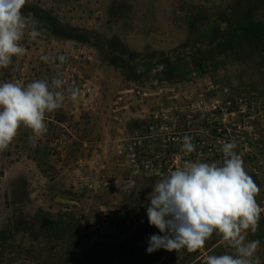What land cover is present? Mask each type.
<instances>
[{"label": "rangeland", "instance_id": "1", "mask_svg": "<svg viewBox=\"0 0 264 264\" xmlns=\"http://www.w3.org/2000/svg\"><path fill=\"white\" fill-rule=\"evenodd\" d=\"M22 13L41 35H25L27 54L0 83L58 77L81 96L46 114L35 146L21 127L0 152V264H205L232 253L214 233L196 252L149 254V237L163 234L147 198L161 173L222 162V147L207 150L222 136L264 208V0H28ZM57 55L67 62L40 58ZM246 239L260 241L264 264V213Z\"/></svg>", "mask_w": 264, "mask_h": 264}, {"label": "clouds", "instance_id": "2", "mask_svg": "<svg viewBox=\"0 0 264 264\" xmlns=\"http://www.w3.org/2000/svg\"><path fill=\"white\" fill-rule=\"evenodd\" d=\"M28 0H0V69L8 68L13 57L21 58L27 49L21 41L27 34L35 40L41 35L37 22L25 17L22 9ZM45 62H67V55L41 56ZM64 79H36L0 83V152L9 148L21 127L29 129L33 146L48 132L46 114L60 109L66 101L76 103L81 90ZM193 137L182 138V151H196ZM222 144L223 160L187 161L160 179L148 194V222L163 235L149 237L146 251L159 249L189 253L204 247L215 233L232 253L208 255L205 264H261L256 255L259 240H247L259 227L261 213L256 200L261 189L248 174L244 160L234 149L235 142ZM143 222V221H141Z\"/></svg>", "mask_w": 264, "mask_h": 264}, {"label": "built area", "instance_id": "3", "mask_svg": "<svg viewBox=\"0 0 264 264\" xmlns=\"http://www.w3.org/2000/svg\"><path fill=\"white\" fill-rule=\"evenodd\" d=\"M221 141H224V142H231L229 139H225L223 138L222 136H218V138L215 140V143L213 146H209L207 147L208 151L211 153V154H214V153H217V148H221L222 147V144H221ZM246 150L248 151V147H246ZM207 152V153H209Z\"/></svg>", "mask_w": 264, "mask_h": 264}]
</instances>
